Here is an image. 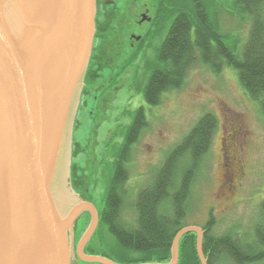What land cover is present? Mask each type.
<instances>
[{
    "label": "rangeland",
    "instance_id": "374dc122",
    "mask_svg": "<svg viewBox=\"0 0 264 264\" xmlns=\"http://www.w3.org/2000/svg\"><path fill=\"white\" fill-rule=\"evenodd\" d=\"M227 1L214 0L209 11L210 14L218 12L220 31L232 37L227 44L237 43L240 51L248 36L249 23H238L228 15L226 12L232 10L227 7ZM118 2L113 4L111 0H96V13L99 11L102 16V10H107L106 13L114 14L111 20L97 19L102 25L98 30L102 31L105 26L108 46L118 42L119 38L121 43L111 50L113 57L109 62L102 60L108 47L100 55H94L92 62L90 58L95 44L93 37L83 86L77 87L70 181L83 200L98 214L104 197L100 163L106 154L107 142L129 122L127 113L142 107L147 128L133 147L128 164L126 186L132 199L140 189L152 183L167 153L182 141L195 123L203 115L212 114L218 126L203 168L192 187V209L187 224L202 227L211 213L216 222L214 235L220 236L231 229H235L240 236L250 234L258 221L260 205L264 202V119L258 106L241 89L235 71L226 69L214 75L201 65L188 72L181 89L165 94L160 106H148L141 92L146 77L144 68L158 46L161 25L157 23L161 18L167 19V15L163 12L155 20L158 8L156 0ZM179 4L188 6V3ZM144 9L149 11L147 17L153 21L137 27L133 23L140 21V13ZM117 31L120 37H117ZM127 33L146 38L144 44L150 42L153 47L128 68L123 67V63L128 62L130 54L138 47L135 46L132 51L125 48ZM87 75L96 77L86 80ZM233 128V132L238 133L240 139L243 136L244 141L239 154L241 170L235 177L229 168H226L224 176L220 167L222 150L226 157L230 156L229 143L224 135L228 137ZM226 161V166H229V158ZM72 165L75 166V178L71 172ZM124 214L128 221L131 215L129 212ZM89 222L88 212H81L77 217L73 232L74 250ZM95 232L84 248L85 253L90 255L91 250L93 254H109L110 250L102 245L101 240L110 243L112 238L107 231ZM72 264L85 263L75 257Z\"/></svg>",
    "mask_w": 264,
    "mask_h": 264
},
{
    "label": "water",
    "instance_id": "95a60500",
    "mask_svg": "<svg viewBox=\"0 0 264 264\" xmlns=\"http://www.w3.org/2000/svg\"><path fill=\"white\" fill-rule=\"evenodd\" d=\"M95 14L96 0H0V264H115L85 253L98 215L69 179ZM81 212L90 222L74 250ZM189 233L206 264L193 227L177 234L168 264Z\"/></svg>",
    "mask_w": 264,
    "mask_h": 264
},
{
    "label": "trees",
    "instance_id": "16d2710c",
    "mask_svg": "<svg viewBox=\"0 0 264 264\" xmlns=\"http://www.w3.org/2000/svg\"><path fill=\"white\" fill-rule=\"evenodd\" d=\"M156 3L155 20L163 12L167 19L161 18L157 23L161 25L158 46L144 68L146 77L141 92L145 103L150 107L160 106L164 95L181 89L188 72L201 65L214 75L226 69L235 71L241 89L258 106L264 119V0L227 1L232 11L226 13L238 23H249L248 36L240 51L237 43L227 44L232 37L220 31L218 12L210 14L209 6L214 0H156ZM145 42L146 38L142 37L123 67L134 65L146 51L153 49L150 42ZM87 77L86 80L96 75ZM127 116L129 122L108 140L100 163L104 197L95 233L107 231L112 242H101L110 251L93 254L90 250L89 254L115 264H168L177 234L196 227L187 224L192 209V187L203 168L218 123L212 114L203 115L167 153L152 183L130 199L126 186L128 164L147 121L142 107ZM71 172L75 178L74 165ZM125 212L131 215L128 221ZM215 225L210 213L207 222L199 227L203 232L202 253L206 264H264V202L250 234L240 236L231 229L216 236ZM177 264H201L195 234L180 239Z\"/></svg>",
    "mask_w": 264,
    "mask_h": 264
},
{
    "label": "flooded vegetation",
    "instance_id": "af4514ba",
    "mask_svg": "<svg viewBox=\"0 0 264 264\" xmlns=\"http://www.w3.org/2000/svg\"><path fill=\"white\" fill-rule=\"evenodd\" d=\"M111 2L113 4L114 3H119L118 0H111ZM106 12H107V10H102V16H101V14L98 11L97 12V14H98L97 15V19L98 20L99 19L100 20H104V19H109L110 18V20H111L113 18V15H111V13H106ZM148 13H149V11L147 9H144V11L140 13V17L146 16V18H148L147 17ZM97 19H96V23H95L96 26H95V33H94L95 44L93 46V51H92L93 53H92V56H91L90 59H91L92 62H94L95 56L100 55L101 52L103 53L108 47L109 50H107L105 52L104 56L103 55H101V56H103L102 60H105V61L109 62L110 58L112 59V57H113L112 54H111V50L114 49L115 46L120 45V43H121L120 42V38H119L118 42L115 41L114 43H110L109 46H108V43H107L108 40L105 37V35L107 36V34H106V31L104 32L105 26L103 25L102 31H99L98 27L101 28L102 25H100V23H98ZM148 19H149V22H151L152 19L151 18H148ZM140 21H141V18H140ZM140 21L134 22L133 24H135L137 27H141L145 22L141 23ZM116 33H117V37H120L119 36V32L117 31ZM134 38H136V36H133L132 33L131 34L127 33L126 40H125V43H124V46H125V48L127 50L133 49L137 45V43L139 42V41L135 42ZM138 38L141 39L142 37H138ZM234 128L232 129V132L230 133V135L228 137H225V135H224V138H225V140L228 141L229 147H230V156L229 157H226L224 155V151L223 150H222V154H221V166L220 167L223 170L224 176H225V173L227 172L226 168L231 169L233 177L238 175V173L241 170V163L242 162H241V159L239 157V154H240V151L242 149L244 141H243V136L240 139L239 138L240 135L238 133L233 132ZM222 141H224V139H222ZM227 158H229V166H226ZM224 176L222 175V177H224Z\"/></svg>",
    "mask_w": 264,
    "mask_h": 264
},
{
    "label": "bare ground",
    "instance_id": "6f19581e",
    "mask_svg": "<svg viewBox=\"0 0 264 264\" xmlns=\"http://www.w3.org/2000/svg\"><path fill=\"white\" fill-rule=\"evenodd\" d=\"M97 13L95 14V19H94V25H95V23H96V19H97ZM95 33V32H94ZM94 37V36H93ZM157 41H158V39H157ZM94 209V208H93ZM95 211V210H94ZM96 212V211H95Z\"/></svg>",
    "mask_w": 264,
    "mask_h": 264
}]
</instances>
